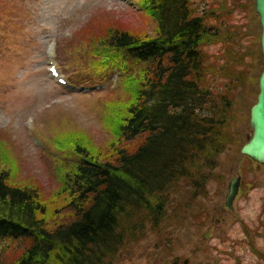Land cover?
<instances>
[{
  "label": "rangeland",
  "instance_id": "obj_1",
  "mask_svg": "<svg viewBox=\"0 0 264 264\" xmlns=\"http://www.w3.org/2000/svg\"><path fill=\"white\" fill-rule=\"evenodd\" d=\"M220 2L228 9H220ZM252 2L192 0L195 12L220 31V38L204 47L207 64L217 71L207 73L208 82L223 89L229 81L223 76L229 73L230 81L238 82L233 89L232 142L216 158L206 184L208 196L189 200V183L178 181L160 225L152 229L146 224L144 235L126 242L112 264H169L175 256L188 264H264V165L240 153L252 133L249 110L262 69ZM213 6L219 11H210ZM155 26L138 0H0V146L4 157H10L5 167L12 165L14 182L38 183L47 200L64 196L58 165L69 155L59 142L69 135H61H82L102 150L111 144L115 134L106 122L118 124L127 114L122 102L130 97L129 78L138 77L143 65L129 62V73L120 75L122 61H107L94 46L114 27L151 36ZM50 61L72 86L49 76ZM93 86L102 87L78 90ZM237 176L240 189L232 210L217 213L228 182ZM222 217L224 222L211 231L209 226ZM19 243L0 240V253L15 257Z\"/></svg>",
  "mask_w": 264,
  "mask_h": 264
},
{
  "label": "trees",
  "instance_id": "obj_2",
  "mask_svg": "<svg viewBox=\"0 0 264 264\" xmlns=\"http://www.w3.org/2000/svg\"><path fill=\"white\" fill-rule=\"evenodd\" d=\"M138 1L156 22L154 34L114 27L97 48L107 61L143 65L129 78L130 97L122 102L127 114L118 124L105 121L115 134L105 150L82 135H63L69 136L59 145L75 158L71 168H58L64 196L47 200L38 183L14 182L0 146V239L21 242L15 257L0 253V264H112L146 224L160 225L178 181L189 183V200L208 196L216 158L232 142L238 86L230 73L223 89L207 80L217 71L204 47L220 31L195 12L192 0Z\"/></svg>",
  "mask_w": 264,
  "mask_h": 264
},
{
  "label": "water",
  "instance_id": "obj_3",
  "mask_svg": "<svg viewBox=\"0 0 264 264\" xmlns=\"http://www.w3.org/2000/svg\"><path fill=\"white\" fill-rule=\"evenodd\" d=\"M254 11L258 17L260 28L259 46L262 70L258 77L256 102L249 110V126L252 133L246 136V141L240 147V153L249 157L254 162L264 165V0H254ZM239 183V176L232 178L228 182L223 205L230 209L238 193Z\"/></svg>",
  "mask_w": 264,
  "mask_h": 264
},
{
  "label": "flooded vegetation",
  "instance_id": "obj_4",
  "mask_svg": "<svg viewBox=\"0 0 264 264\" xmlns=\"http://www.w3.org/2000/svg\"><path fill=\"white\" fill-rule=\"evenodd\" d=\"M223 203L224 202L220 203L219 206L217 207V211H218L217 213L225 212L226 210H232V208L230 209V208L226 207L225 205H223ZM221 222H224L223 217L220 219L216 218L214 220V223H212V225L209 226V229L212 231L215 228V226H217ZM185 262H186L185 264H188V260H186ZM165 264H168L167 260L165 261ZM169 264H184V259L180 260L179 258L178 259L173 258L169 261Z\"/></svg>",
  "mask_w": 264,
  "mask_h": 264
}]
</instances>
